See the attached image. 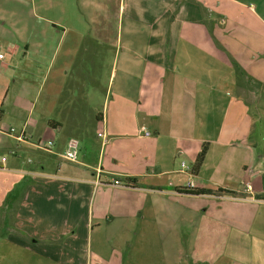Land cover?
<instances>
[{
	"label": "crops",
	"instance_id": "obj_1",
	"mask_svg": "<svg viewBox=\"0 0 264 264\" xmlns=\"http://www.w3.org/2000/svg\"><path fill=\"white\" fill-rule=\"evenodd\" d=\"M21 49L0 264H264V0H0V52Z\"/></svg>",
	"mask_w": 264,
	"mask_h": 264
},
{
	"label": "rangeland",
	"instance_id": "obj_2",
	"mask_svg": "<svg viewBox=\"0 0 264 264\" xmlns=\"http://www.w3.org/2000/svg\"><path fill=\"white\" fill-rule=\"evenodd\" d=\"M23 54V50L21 49V50H19L18 51V53L16 54V55H14V56H9V54H6V53H4L3 55H5V58L2 60L3 62H6V64L8 65L7 66V68H30V66H31V63H28L26 60H21L20 59V56ZM8 55V56H7ZM0 68H2V67H0ZM16 76V75H15ZM16 79H17V83H19L20 81L22 82L23 80H25L26 79V75H24V74H20V73H18V75L16 76ZM19 80V81H18ZM29 83H32V85H36V88L35 89H33L32 88V85L31 86H29V87H24V88H20V86H19V90H18V92L22 89L23 90V92L26 90V95H30L31 96V94H33L35 91L37 92L38 91V89L40 88V83H41V75L40 76H38V78L36 79V81L35 80H33L32 78H31V80H29L28 81ZM46 83L47 82H45V84L41 87V90L38 92L39 93V98H41L42 97V94H43V92H44V88H45V85H46ZM68 92V91H67ZM8 123H10V122H8V120H7V122H6V125H8ZM73 138H75V139H77V141H80V139L79 138H77L76 136L75 137H73ZM82 139H84V141L86 142V143H88V144H90V145H86V146H89V147H91L92 148V146H95V147H99V140L100 139H98V141H96V139H94V137L91 135V136H88V137H86V138H82ZM95 144V145H94ZM80 146H81V144L79 143L78 144V153H79V150H80ZM103 146V145H102ZM79 155V154H78ZM91 155V154H90ZM90 155L88 156V157H90ZM127 182L128 180H124V182Z\"/></svg>",
	"mask_w": 264,
	"mask_h": 264
},
{
	"label": "built area",
	"instance_id": "obj_3",
	"mask_svg": "<svg viewBox=\"0 0 264 264\" xmlns=\"http://www.w3.org/2000/svg\"><path fill=\"white\" fill-rule=\"evenodd\" d=\"M3 58V53L0 52V59ZM13 128L10 127L9 128V132H12ZM144 134H147V132H144ZM99 135V134H98ZM16 138L19 140L23 139V131L20 130L17 134H16ZM35 146H39L40 148L44 149V150H50L51 149V145L52 142L51 141H46L43 144H38V143H33ZM77 151H78V141L77 139L73 138V137H69L66 141V145L64 150L58 155L59 158L65 160V161H69V162H75L76 158H77ZM3 159V158H2ZM180 166L185 168V164L183 162L180 163ZM113 184H118V180L114 179L111 181ZM188 187H190L188 185Z\"/></svg>",
	"mask_w": 264,
	"mask_h": 264
},
{
	"label": "trees",
	"instance_id": "obj_4",
	"mask_svg": "<svg viewBox=\"0 0 264 264\" xmlns=\"http://www.w3.org/2000/svg\"><path fill=\"white\" fill-rule=\"evenodd\" d=\"M205 151V147L202 146L200 151L197 153V155L195 156L194 162H193V170H195L199 165L200 162L202 160L203 154ZM135 182L128 180L127 182L125 181L124 184L125 185H134ZM178 192H184L187 194H191V195H197V194H210V193H214L213 191H211L210 189H206V188H193V187H183V188H178L177 189ZM218 192H225V193H231L229 191L226 190H217ZM264 197V196H263Z\"/></svg>",
	"mask_w": 264,
	"mask_h": 264
}]
</instances>
